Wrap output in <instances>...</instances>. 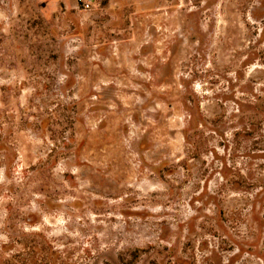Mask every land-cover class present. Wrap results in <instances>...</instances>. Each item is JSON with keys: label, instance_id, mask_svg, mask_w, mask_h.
<instances>
[{"label": "rangeland", "instance_id": "1", "mask_svg": "<svg viewBox=\"0 0 264 264\" xmlns=\"http://www.w3.org/2000/svg\"><path fill=\"white\" fill-rule=\"evenodd\" d=\"M0 264H264V0H0Z\"/></svg>", "mask_w": 264, "mask_h": 264}, {"label": "built area", "instance_id": "2", "mask_svg": "<svg viewBox=\"0 0 264 264\" xmlns=\"http://www.w3.org/2000/svg\"><path fill=\"white\" fill-rule=\"evenodd\" d=\"M86 6H88V4H86Z\"/></svg>", "mask_w": 264, "mask_h": 264}]
</instances>
